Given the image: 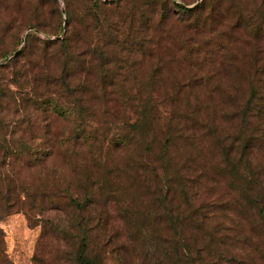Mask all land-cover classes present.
Listing matches in <instances>:
<instances>
[{"label": "trees", "instance_id": "1", "mask_svg": "<svg viewBox=\"0 0 264 264\" xmlns=\"http://www.w3.org/2000/svg\"><path fill=\"white\" fill-rule=\"evenodd\" d=\"M4 1L0 222H41L34 264H264V0H64L66 29Z\"/></svg>", "mask_w": 264, "mask_h": 264}, {"label": "rangeland", "instance_id": "2", "mask_svg": "<svg viewBox=\"0 0 264 264\" xmlns=\"http://www.w3.org/2000/svg\"><path fill=\"white\" fill-rule=\"evenodd\" d=\"M47 2L43 5H41L42 12L44 16L47 18V22L50 23L51 25H56L57 23H60L62 26H64V29L67 27V21H66V11H65V3L64 0H59L58 4L54 0H46ZM141 1L142 0H138ZM176 1L177 3H181L182 0H172ZM188 4V7H194L198 2H201L202 0H186ZM140 3V2H139ZM2 6H7L9 10L15 11L20 8L19 4L15 2V0H5L3 3H1ZM21 7L25 9H33L36 7V4L34 2H28L27 0L23 1L21 3ZM57 7L60 10V14L56 12L55 10ZM73 8L78 9L81 8V5L79 3H75L73 5ZM53 12V13H52ZM8 18V16H6ZM170 31H167L168 33H171L174 36H180L181 31H182V26L180 24H174L171 27L167 28ZM27 33L26 31H21L20 33L16 34L15 37L8 35L6 37V41L9 42L12 45L13 42V47L14 48H21L24 43V38ZM64 33V32H63ZM63 35H60L62 37ZM53 36L52 38H54ZM227 37L226 36H217L214 35L211 37V42L213 45L216 46H222L225 47V45L228 44V42H224ZM248 37L240 39V40H234L229 44V47L232 49L227 52V58L233 59V60H239L241 61L242 58L246 57L247 59L250 57V49L247 46L248 44ZM167 55L166 53H163ZM1 61V60H0ZM240 65H243L240 63ZM244 67L240 66H235L233 68V73L234 72H239L241 70H244ZM209 72L210 70L208 68H203L199 72L204 73V72ZM226 72V71H225ZM230 73V72H229ZM211 163H218L220 162V158L218 157V154L212 155L208 154ZM213 170V169H211ZM206 185V184H205ZM209 185H212L209 184ZM224 183L221 182L220 186L217 187L216 183H214L213 190L217 191L220 188H223ZM39 186V185H35ZM219 196L218 192L211 194V199H215ZM110 211L112 213V218H113V223L117 229L121 231L122 236H125V230L123 229V222L119 218L113 203L110 204ZM43 218L54 220L57 222L58 218L63 217L62 212H58L55 210L51 211H46L43 215ZM41 222H38L36 224L30 223L28 220L27 216L23 212H16L13 213L6 218H4L3 221L0 222V228L4 229L5 231V241H6V250L7 254L4 259V262L12 261L13 264H34V257L40 254L42 250H44V241L46 240L43 237H40L41 232H42V224ZM72 242H75L76 239L70 238ZM47 240H50V237H47ZM52 241V238H51ZM60 246L67 248L65 246L64 242L59 243ZM46 249V247H45ZM130 262L132 264H137L138 260L137 259H130ZM102 264H118L114 258L111 256H108Z\"/></svg>", "mask_w": 264, "mask_h": 264}, {"label": "water", "instance_id": "3", "mask_svg": "<svg viewBox=\"0 0 264 264\" xmlns=\"http://www.w3.org/2000/svg\"><path fill=\"white\" fill-rule=\"evenodd\" d=\"M15 54H16V53H15ZM15 54H14V55H15Z\"/></svg>", "mask_w": 264, "mask_h": 264}]
</instances>
